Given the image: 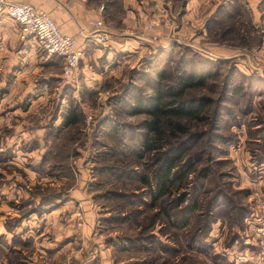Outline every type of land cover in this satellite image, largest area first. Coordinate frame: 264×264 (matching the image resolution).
<instances>
[{"label": "rangeland", "instance_id": "1", "mask_svg": "<svg viewBox=\"0 0 264 264\" xmlns=\"http://www.w3.org/2000/svg\"><path fill=\"white\" fill-rule=\"evenodd\" d=\"M94 1L105 36L85 46L75 79L41 54L46 63L25 81L27 93L21 81L0 87L11 94L0 98V264H212L214 252L230 264H264L254 234L264 228V0ZM207 62L183 101L213 102L200 118L177 119L181 131L163 125L167 145L203 133L186 152L199 158L187 177V192L202 186L196 210L215 192L225 196L227 212L218 207L207 246L196 248L187 245L190 226L163 227L164 215L138 201L147 116L134 99L153 98L149 86L159 81L167 101L182 73ZM238 83L243 91L228 95ZM44 85L57 92L36 100ZM69 106L80 117L62 127ZM143 227L154 243L140 236Z\"/></svg>", "mask_w": 264, "mask_h": 264}, {"label": "trees", "instance_id": "2", "mask_svg": "<svg viewBox=\"0 0 264 264\" xmlns=\"http://www.w3.org/2000/svg\"><path fill=\"white\" fill-rule=\"evenodd\" d=\"M93 44V43H92ZM91 47V46H90ZM84 55L86 53L85 48ZM55 59L57 57L53 56ZM207 63H201L199 65V71L196 73H182L175 81L174 88L171 91H167V101H163L161 94L159 81L151 83L149 88L153 91L154 96L151 99H141L136 97L134 99V111L145 114L146 119L142 120L139 124L140 128L143 129L141 136V152L136 154V160H142L146 156L145 161L142 162L143 171L138 175L137 180L140 185V196L138 201L141 202L142 207L146 206L151 215L156 217L157 214L164 215L165 222L163 227L170 229H183L186 226L191 227V231L187 234V245L188 247H206L207 235H209L211 220L216 218L215 214L219 211V206L227 212V205L225 196H221L220 191L215 192L207 202V208L196 210L199 205V199L196 198V192L202 190V186H193L192 190H188V175L192 171V167L199 160V158H193V156H187L189 145L200 139L203 133L195 132L184 139L180 140L176 144L167 145L163 141L164 126L168 132L176 133L177 130L181 131L180 123L177 119L189 118L197 119L201 117V113L204 109L213 102L212 98L206 96H200L196 100L189 99L183 101V95L186 90L194 85V80H198V85L201 84L202 79L200 77L203 72L200 70H209ZM229 76V75H228ZM225 78L224 86L219 93L220 99L224 97L225 87H227ZM162 74L155 71L154 78L161 80ZM242 92L243 89L238 83L234 86L228 95L232 93ZM78 112L73 107L69 106L63 115L61 120V126L67 127L74 125L78 122ZM126 128V127H125ZM171 133V134H172ZM211 136V134H210ZM225 142V137H222ZM167 145V146H166ZM194 150H197L195 147ZM201 152V150H200ZM199 152V153H200ZM203 172V171H202ZM135 194L134 192H132ZM148 197V202H143V197ZM198 197V196H197ZM211 200V202H210ZM212 205V206H211ZM131 208H129L130 210ZM131 210L128 211L132 213ZM216 211V212H215ZM194 215V216H192ZM226 215L220 214V217ZM127 218H130L129 215ZM152 217V218H153ZM191 218H193L191 220ZM143 230L145 232H143ZM141 234L144 237L147 236L149 242L154 243L152 239L155 238L153 234L148 233V229L143 227ZM146 235V236H145ZM158 243L153 244L157 246ZM164 249V247H163ZM166 251H171L167 248ZM210 258L212 264H227V258L222 253H212L207 255ZM230 264V263H228Z\"/></svg>", "mask_w": 264, "mask_h": 264}, {"label": "crops", "instance_id": "3", "mask_svg": "<svg viewBox=\"0 0 264 264\" xmlns=\"http://www.w3.org/2000/svg\"><path fill=\"white\" fill-rule=\"evenodd\" d=\"M12 1L30 4L48 13V15L53 19L59 28L60 32L63 34L76 36L78 44L83 48H85V46H90V42L83 39V37L79 35L80 27H82L88 20L101 19L103 21V16L98 11L96 2L94 0ZM41 54L45 55L39 48V45L35 39L27 38L25 40H20L18 38L17 24L6 16L0 14V87H2V84L5 80L12 81L10 87H13L14 84L16 85V82L21 81L23 89L19 90L25 92V81L34 79V77H36L35 74L40 73L39 69L42 68V66H40L41 63H46L45 61L47 59L38 60L36 58H41ZM48 57L49 56H47V58ZM85 58L87 57L83 55V58L78 64V69L84 65ZM47 75H50L49 77H51L53 74ZM93 75L94 74L91 73V76ZM87 77L89 76L87 75ZM90 79L93 78L90 77ZM45 87L46 85L37 91L38 95L36 100L38 98L42 99L45 93L53 95L56 91V87L52 89L49 88L48 90ZM25 93H23L22 96L25 95ZM9 95L11 94L6 88V91L3 90L2 93H0V98L2 97L1 99L3 100L5 98L8 99Z\"/></svg>", "mask_w": 264, "mask_h": 264}, {"label": "built area", "instance_id": "4", "mask_svg": "<svg viewBox=\"0 0 264 264\" xmlns=\"http://www.w3.org/2000/svg\"><path fill=\"white\" fill-rule=\"evenodd\" d=\"M0 14L17 24L20 40L33 38L46 56L59 58L63 77L76 78L78 64L84 55L76 36L61 33L48 13L27 3L0 0ZM102 25L101 20H93L86 28H80L79 35L90 43L100 44L105 36ZM255 229V238L264 243V228ZM243 244L248 246V243Z\"/></svg>", "mask_w": 264, "mask_h": 264}]
</instances>
